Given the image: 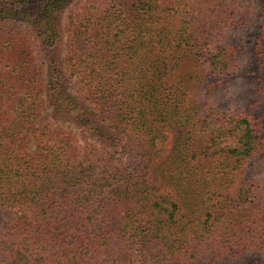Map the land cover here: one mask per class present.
Wrapping results in <instances>:
<instances>
[{"label": "trees", "instance_id": "1", "mask_svg": "<svg viewBox=\"0 0 264 264\" xmlns=\"http://www.w3.org/2000/svg\"><path fill=\"white\" fill-rule=\"evenodd\" d=\"M241 3L194 0L181 18L174 0H0V207L15 215L0 264H217L264 250V181L247 176L264 120L211 118L189 93L227 69L232 47L212 33L242 20ZM47 107L100 148L39 128ZM117 147L138 162L117 165Z\"/></svg>", "mask_w": 264, "mask_h": 264}, {"label": "rangeland", "instance_id": "2", "mask_svg": "<svg viewBox=\"0 0 264 264\" xmlns=\"http://www.w3.org/2000/svg\"><path fill=\"white\" fill-rule=\"evenodd\" d=\"M177 3L179 17L186 16V12L193 9L194 0H174ZM196 2L198 0H195ZM79 5L70 6L63 18V25L67 27L69 18L74 14ZM235 18L241 17V21L232 22L226 28L214 31V43L216 46L232 47V53L229 57L230 63L223 74L212 75L207 86L204 89L193 87L189 89L190 97L194 102L200 105L203 113L211 118H217L220 114L246 115L254 119L264 120V89L263 69L260 56L258 55L256 44L260 33L262 32L263 18L261 11L253 0H242V3L234 7ZM204 21V20H202ZM70 35L68 30L62 34L61 59L67 57ZM33 55L36 62L45 69L43 55L37 44H33ZM64 73L68 77V92L77 98L88 109H96L86 101V94L82 84L78 79L70 77L66 69ZM264 122V121H263ZM39 128L49 131L57 130L71 132L77 139L78 144L90 143L100 148L98 139L92 138L86 132L74 127L73 124L57 121L52 117L49 107L45 108L39 119ZM171 137L166 135L165 144H170ZM35 143L31 141L28 151L35 149ZM133 148V146H132ZM129 147L121 149L120 147L110 149L114 155L117 165H129L137 163L138 159L134 153H128ZM249 179L264 181V154L255 159L254 166L248 171ZM15 221V215L12 210L0 207V236L4 230ZM264 258V250L250 251L235 259L219 261L217 264H251L256 260ZM136 264V263H135ZM196 264H205L199 260Z\"/></svg>", "mask_w": 264, "mask_h": 264}]
</instances>
